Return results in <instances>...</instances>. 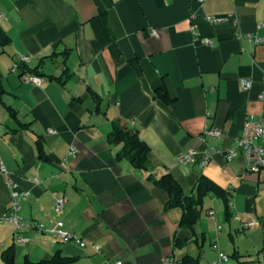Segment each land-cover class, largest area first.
<instances>
[{
    "label": "crops",
    "instance_id": "obj_1",
    "mask_svg": "<svg viewBox=\"0 0 264 264\" xmlns=\"http://www.w3.org/2000/svg\"><path fill=\"white\" fill-rule=\"evenodd\" d=\"M209 16L225 20L211 24ZM263 17L264 0H0L9 38L0 47V217L11 181L29 193L21 219L61 221L74 237L1 223L0 264L9 248L14 264L56 253L70 264H178L185 255L209 264L219 253L229 258L224 264H238L234 254L264 264V169L248 173L241 157L225 158L246 119L264 124V46L237 38L264 36ZM35 68L39 85L24 79ZM160 88L171 102L156 97ZM115 122L147 144V169L116 159L121 146L108 141ZM208 128L221 135L205 136ZM191 150L208 152V164L179 165L178 155ZM165 173L187 194L200 178L213 182L228 195L230 217L224 200L209 194L195 233L180 228L182 210L166 211L168 195L154 183ZM18 235L28 241L17 243Z\"/></svg>",
    "mask_w": 264,
    "mask_h": 264
},
{
    "label": "built area",
    "instance_id": "obj_2",
    "mask_svg": "<svg viewBox=\"0 0 264 264\" xmlns=\"http://www.w3.org/2000/svg\"><path fill=\"white\" fill-rule=\"evenodd\" d=\"M200 2H204L205 0H199ZM225 19H219L216 17H207L206 21L211 24H217L223 22ZM228 20V19H226ZM258 30H264V17L261 22L257 25ZM192 35H196V31L192 30ZM237 38L240 40H245L249 43H253L255 45L264 46V36H258L253 34H242L238 33ZM203 43L206 45H211L209 40H203ZM20 61L22 63L29 62V57L20 56ZM19 69V65L15 64L12 67V72H17ZM25 81L31 82L35 85H39L41 83V79L38 76L30 75L24 77ZM242 86L244 90H248L251 87L250 81H243ZM261 101L264 103V79H263V90L260 96ZM205 136L210 137H219L221 135V131L217 128H208L206 129ZM264 141V124L261 120L255 119L254 117H249L246 119L241 135L237 138L235 147L226 152L225 158L227 161H231L237 157H241L243 160L245 171L248 173H258L264 169V147L259 142ZM77 154V150L72 148L69 151V155L74 157ZM210 154L199 153L198 151L191 150L186 153H182L178 155V163L179 165L185 166L191 163L199 162L200 167H204L210 161ZM1 172H6L4 165H0ZM8 186L11 189V202L9 209L5 212L3 216L0 217L1 223H12L16 225L19 231L22 230H37L43 233L51 234L55 237L61 238L64 241H69L74 239L71 235L63 229V223L58 221L55 225L51 227H45L42 223L33 220H23L18 216V212L20 210V202L26 199L29 196L28 192H20L16 188L11 181L8 182ZM65 202L64 200H58L56 202V209L58 211H62L64 208ZM209 216L213 215L212 211L208 212ZM256 225V222H244L242 224L243 228H249ZM28 240L21 235L16 237V242L20 244H25ZM84 246V243L81 244ZM96 250H99L98 247H95ZM229 258L227 255L223 253L218 254V258L212 264H224L228 262ZM116 264H122V262H117ZM166 264H172V261L166 259Z\"/></svg>",
    "mask_w": 264,
    "mask_h": 264
},
{
    "label": "trees",
    "instance_id": "obj_3",
    "mask_svg": "<svg viewBox=\"0 0 264 264\" xmlns=\"http://www.w3.org/2000/svg\"><path fill=\"white\" fill-rule=\"evenodd\" d=\"M9 43V38L0 27V47L4 48ZM26 73H31L39 76L37 69H25ZM3 93L1 77H0V95ZM156 97L164 102H171L168 92L165 88H160L156 92ZM108 141L112 144L120 145L121 150L116 154L117 160H127L133 168L147 169L149 166V147L141 140L139 134L135 130L122 128L116 122L113 123L112 131L108 135ZM40 158L47 159L40 151ZM151 178V176H150ZM155 185L166 192L168 200L165 204V210L179 208L182 210V217L179 223L180 228L188 229L195 233L196 224L200 218V212L203 200L209 194H214L224 200L226 217H230V206L228 195L225 191L215 185L213 182L205 178H200L195 191L192 194L184 192L182 187L173 178L170 173H165L160 179L154 180ZM187 241L175 240L176 245L183 246ZM238 264H253L252 261L239 262L238 255H232ZM2 259L5 264H14V250L7 249L2 254ZM73 261L71 258H66L59 253H56L51 259L32 262L25 259L23 264H70ZM178 264H199V257L185 255L181 258Z\"/></svg>",
    "mask_w": 264,
    "mask_h": 264
},
{
    "label": "rangeland",
    "instance_id": "obj_4",
    "mask_svg": "<svg viewBox=\"0 0 264 264\" xmlns=\"http://www.w3.org/2000/svg\"><path fill=\"white\" fill-rule=\"evenodd\" d=\"M212 263H213V262H209V264H212ZM230 263H231V264H235L234 261H231Z\"/></svg>",
    "mask_w": 264,
    "mask_h": 264
}]
</instances>
